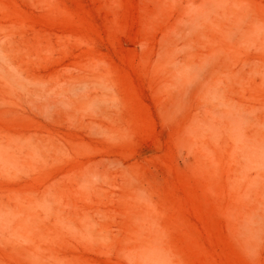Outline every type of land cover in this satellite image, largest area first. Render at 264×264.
Segmentation results:
<instances>
[{
  "label": "rangeland",
  "instance_id": "obj_1",
  "mask_svg": "<svg viewBox=\"0 0 264 264\" xmlns=\"http://www.w3.org/2000/svg\"><path fill=\"white\" fill-rule=\"evenodd\" d=\"M0 264H264V0H0Z\"/></svg>",
  "mask_w": 264,
  "mask_h": 264
},
{
  "label": "bare ground",
  "instance_id": "obj_2",
  "mask_svg": "<svg viewBox=\"0 0 264 264\" xmlns=\"http://www.w3.org/2000/svg\"><path fill=\"white\" fill-rule=\"evenodd\" d=\"M185 56H186V54H185Z\"/></svg>",
  "mask_w": 264,
  "mask_h": 264
}]
</instances>
